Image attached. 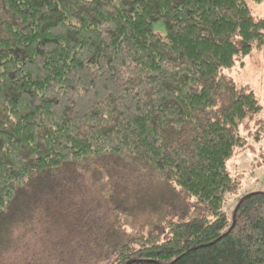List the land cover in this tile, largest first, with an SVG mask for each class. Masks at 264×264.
<instances>
[{
    "label": "trees",
    "instance_id": "trees-1",
    "mask_svg": "<svg viewBox=\"0 0 264 264\" xmlns=\"http://www.w3.org/2000/svg\"><path fill=\"white\" fill-rule=\"evenodd\" d=\"M250 1L264 2L0 0V233L35 178L70 167L87 193L110 174L164 221L88 243L44 238L13 264H264V193L232 219L223 210L227 161L248 144L240 126L262 110L223 74L264 48Z\"/></svg>",
    "mask_w": 264,
    "mask_h": 264
},
{
    "label": "rangeland",
    "instance_id": "rangeland-1",
    "mask_svg": "<svg viewBox=\"0 0 264 264\" xmlns=\"http://www.w3.org/2000/svg\"><path fill=\"white\" fill-rule=\"evenodd\" d=\"M250 9L254 17L264 18V2L256 4L250 1ZM156 28L159 32L163 31L162 26ZM244 62L243 67L238 62L236 67L223 70V74L239 88H250L262 110L248 116L242 123L240 135L247 139L248 144L237 149L227 161L228 172L236 183L227 194L223 207L230 219L243 197L256 192L264 193V124L258 123H264V48L254 50ZM72 169L70 167L67 173L35 178L30 189L13 203L12 213L6 218L10 222L6 229L8 233H0V248L9 246L11 264L17 263L16 255L22 254L24 248L25 255H30L28 248L41 246L44 238L50 244L55 240L65 243L69 238L88 243L95 238H108V226L117 227L120 224L122 232L134 235L154 232L163 225L164 221L157 219L160 215L144 210L145 200L134 195L138 192L123 191L118 185L110 183V174L104 177L105 186H108L105 190L100 188L87 193L88 187L82 181L84 177L72 175ZM52 200L54 206L49 204ZM188 202L193 205L192 199ZM140 204L143 207L139 213ZM51 217L58 221L55 226L47 222ZM99 221L107 223L102 231L94 227Z\"/></svg>",
    "mask_w": 264,
    "mask_h": 264
},
{
    "label": "bare ground",
    "instance_id": "bare-ground-1",
    "mask_svg": "<svg viewBox=\"0 0 264 264\" xmlns=\"http://www.w3.org/2000/svg\"><path fill=\"white\" fill-rule=\"evenodd\" d=\"M236 211V210H235Z\"/></svg>",
    "mask_w": 264,
    "mask_h": 264
}]
</instances>
